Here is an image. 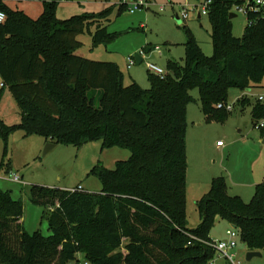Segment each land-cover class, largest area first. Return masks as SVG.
<instances>
[{"label":"trees","instance_id":"1","mask_svg":"<svg viewBox=\"0 0 264 264\" xmlns=\"http://www.w3.org/2000/svg\"><path fill=\"white\" fill-rule=\"evenodd\" d=\"M241 1L212 0L214 54L207 56L184 27V64L170 59L163 78L150 74L149 89L134 79L125 84L114 61L76 53L83 34L91 36L93 47L115 37L103 23L110 9L60 19L59 1L45 0L42 14L32 18L0 1L6 14L0 23V99L7 86L21 116L11 125L0 119V137L7 141L23 130L46 142L81 147L101 140L102 149L132 153L113 169L93 167L90 174L102 182L98 192L33 185L30 200L43 207L48 236L27 232L23 202L0 189V264H80L79 255L91 264H209L217 254L208 244L216 217L235 226L250 250L264 253V182L246 202L214 179L197 202L201 224L192 229L187 219L192 90L198 89L203 111L213 119L227 114L218 105L227 103L231 88L264 87V10L251 14L237 37L230 14ZM124 10L119 5L118 13ZM94 89L101 91L99 105ZM251 103L239 99L243 107ZM252 113L255 121L264 117L263 101L253 104Z\"/></svg>","mask_w":264,"mask_h":264},{"label":"rangeland","instance_id":"2","mask_svg":"<svg viewBox=\"0 0 264 264\" xmlns=\"http://www.w3.org/2000/svg\"><path fill=\"white\" fill-rule=\"evenodd\" d=\"M45 0L8 1L14 9L25 11L32 18L43 12ZM52 1V0H46ZM57 16L68 19L75 15L100 13L110 9V15L103 23L113 39L93 47L91 36L83 34L79 39L83 46L77 54L93 60L114 61L124 73V83L133 78L145 89L151 87L148 63L157 64L167 73L170 59L184 64L189 28L195 35L207 56L214 54L212 39L213 27L209 15H201V5L206 0H151L149 6L140 7L131 13L125 9L119 14L120 0H58ZM189 16L184 19L183 10ZM233 33L241 37L248 25L247 17L233 10ZM158 47V48H156ZM148 48H151L148 50ZM140 54L143 62L128 68L129 57ZM0 79V90L2 89ZM97 90V89H94ZM101 95V91H97ZM99 95H94L99 105ZM264 87L241 90L233 87L228 92L223 107L226 115L208 119L203 111V103L197 88L192 90L193 100L187 107V219L192 229L201 224L197 202L211 189L214 179L225 182L231 196H239L244 201L253 199L258 184L264 182V136L263 128L257 129L258 119L253 120V104ZM245 97L252 103L245 107L239 99ZM264 103V100H263ZM0 119L11 125L20 122L21 116L17 102L6 86L0 99ZM218 141L223 145L219 146ZM46 140L43 136L27 135L23 130L14 131L6 141L0 137V189L11 191L12 196L24 204L22 221L30 234L40 232L51 234L48 222L43 218V207L30 200L33 185L48 187L76 188L82 185L85 190L98 192L102 189L101 180L90 174L94 166L101 163L110 169L117 161L127 160L131 151L120 147L102 149V141H90L81 147L57 143L44 154ZM11 174L20 176L22 183L11 179ZM233 226L227 220L216 217L211 230L213 239H228L227 230ZM250 249L239 238L237 247L232 250L234 260H227L218 253L210 260L214 264H264L262 256L247 258ZM84 264L83 255H79ZM67 264H78L69 261Z\"/></svg>","mask_w":264,"mask_h":264},{"label":"built area","instance_id":"3","mask_svg":"<svg viewBox=\"0 0 264 264\" xmlns=\"http://www.w3.org/2000/svg\"><path fill=\"white\" fill-rule=\"evenodd\" d=\"M0 1L8 2V1H21V0H0ZM150 2L151 0H120L119 4L125 7V9L129 10L131 13H133L135 12L136 9L140 7L149 6ZM211 3L212 0H206L204 3H202L201 13H200L201 15H208ZM234 9H236L239 13L244 14L248 18L251 14L264 10V0H242L240 3L234 5L233 10ZM182 16L184 19L188 18L189 16L188 9L183 10ZM5 19H6V14L2 9H0V23H3ZM127 61H128L127 62L128 68H131V66L136 63V59L134 57H129ZM147 65L149 70L153 74L161 78H163L166 75V71L157 64L148 63ZM258 100L263 101L264 96L260 95ZM223 107L227 108L228 110L232 109V106L230 105H223V104L218 105V108H223ZM263 127H264V117L258 120L256 123L257 129ZM217 144L219 146L223 145L222 141H218ZM10 177L13 181L22 183L20 176H18L17 174H11ZM84 189L85 188L82 185H79L76 188H70L67 190H69L70 192H77V191H82ZM226 232L228 235V239H212L211 241H208V244L213 248H215V250L219 255H221V257L233 261L235 254L232 253V250L237 247V243H238V239L240 238V235L239 232L234 227L227 230ZM84 264H91V263L84 260ZM209 264H214V261H211Z\"/></svg>","mask_w":264,"mask_h":264},{"label":"water","instance_id":"4","mask_svg":"<svg viewBox=\"0 0 264 264\" xmlns=\"http://www.w3.org/2000/svg\"><path fill=\"white\" fill-rule=\"evenodd\" d=\"M235 16H236L235 13H231L230 14V18H233ZM136 60H137V64H140L142 62L143 58H142V56L140 54H137L136 55ZM56 144L57 143L51 142V141L47 142L46 148H45V150H44L43 153L46 154L47 152H49L52 148H54L56 146ZM233 227H235V226H233ZM262 255H263V252H261V251H258V250H250L248 252L247 258L248 259H251L254 256H262Z\"/></svg>","mask_w":264,"mask_h":264},{"label":"crops","instance_id":"5","mask_svg":"<svg viewBox=\"0 0 264 264\" xmlns=\"http://www.w3.org/2000/svg\"><path fill=\"white\" fill-rule=\"evenodd\" d=\"M8 5H9V3L8 2H6ZM10 6V5H9ZM12 7V6H11ZM0 79H1V77H0ZM134 80H136L135 78H133ZM1 86H2V83H1ZM97 91H99V90H94V91H92V95H99L98 93H97ZM100 96V95H99ZM60 188H62V187H60ZM91 192V191H90Z\"/></svg>","mask_w":264,"mask_h":264},{"label":"bare ground","instance_id":"6","mask_svg":"<svg viewBox=\"0 0 264 264\" xmlns=\"http://www.w3.org/2000/svg\"><path fill=\"white\" fill-rule=\"evenodd\" d=\"M120 5V4H119ZM125 8V7H124ZM233 11V10H232ZM136 59V58H135ZM136 62H137V60H136Z\"/></svg>","mask_w":264,"mask_h":264}]
</instances>
